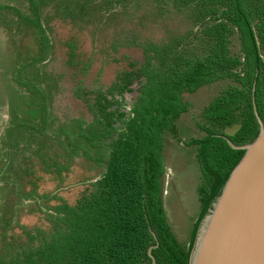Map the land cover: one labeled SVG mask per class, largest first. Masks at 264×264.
Segmentation results:
<instances>
[{
  "label": "trees",
  "instance_id": "16d2710c",
  "mask_svg": "<svg viewBox=\"0 0 264 264\" xmlns=\"http://www.w3.org/2000/svg\"><path fill=\"white\" fill-rule=\"evenodd\" d=\"M24 1L27 13L0 4V14L15 16L17 29L41 35L35 40L44 51L33 59V69L21 64L14 76L17 89L27 94L24 104L31 112L28 119L14 116V141L32 142L23 163L33 156L60 180L76 159L83 158L92 166L90 170L105 168L73 204L53 193L38 194L33 189L25 193V186L18 184L15 205L29 200L44 215L48 229H26L14 221L23 240L17 234L11 243L6 235L11 222L3 221L0 264H150L147 251L152 246H156L151 250L155 264H188L204 216L243 155L222 137L237 146L255 139L258 124L252 96L264 123V0H169L176 11L188 13L189 29L181 35L173 33L161 44L147 42L144 62L133 72L120 73L119 83L105 92L77 85L73 95L83 101L89 121H59L53 116L52 80L48 82L42 69H35L51 49L40 18L50 8L52 16L46 19L62 15L63 20L83 22L104 10L109 22L118 15L111 11L124 7L123 0H104L99 8L95 0ZM134 80L136 96L126 113L124 94L134 91ZM221 81L227 84L201 109L195 122L203 135L182 142L177 121L191 109L184 95ZM233 127V133L225 131ZM166 135L195 147L201 173L199 212L187 244L177 241L163 208Z\"/></svg>",
  "mask_w": 264,
  "mask_h": 264
},
{
  "label": "rangeland",
  "instance_id": "374dc122",
  "mask_svg": "<svg viewBox=\"0 0 264 264\" xmlns=\"http://www.w3.org/2000/svg\"><path fill=\"white\" fill-rule=\"evenodd\" d=\"M21 1L0 0V4L22 7ZM93 2L99 8L104 0ZM123 3L124 7L118 6L111 11L118 15L114 19L110 18L109 24L104 23V21L107 22L109 14L104 13V10L95 14L91 21L89 19L83 22H79L78 19L74 22L71 19L61 21L62 15L59 16V19L53 18L52 21H48L53 52L52 58L43 64L44 68L41 73L47 75L45 77L47 81L52 80V113L59 120L81 117L89 121L90 115L87 113L83 101L73 95L77 85H82L87 91L97 88L107 89L115 82L120 72H133L144 62L143 48L147 42L161 44L173 33L181 35L189 29L188 13L176 11L169 0H123ZM157 4H161L162 7H158ZM75 9L77 8L75 7ZM75 11L78 13V9ZM50 13L52 14V11ZM61 13H65L64 9L61 10ZM11 19L6 13L0 14V23L2 24L0 25V72H4L1 77L5 88L4 96L7 100H13L16 114L19 113L21 119H24L27 113L31 114L24 104L27 94L23 90L19 92L15 84L14 89L11 88L8 86L10 84L7 85L4 80L7 82L10 73H13L12 70L15 71L16 64L14 63L13 67L12 60L14 55L27 50L23 47L33 50L34 45L31 36H23L18 32L12 34V31L8 30L6 26L12 24ZM14 31H16L15 28ZM134 34L137 36L136 40L132 38ZM132 40L133 44H130ZM70 43L74 44L72 49L67 46ZM136 43L139 46H136ZM120 45L127 48H120ZM70 51H72V59L68 62ZM19 56L26 57L24 54H19ZM136 82L134 80L132 83L133 88L136 87ZM226 84V81L217 82L199 89L194 94L184 95V99L191 103V109L182 114L177 121L178 136L182 142L203 135L197 130L195 122L201 109ZM11 94L14 95V98H11ZM134 97L135 94L126 96V111L130 110V101H133ZM7 124V110L3 107V102H0L1 136L5 134ZM234 130L235 127L225 131L233 133ZM29 142L32 143L28 139L15 141V154L18 161L23 155H28ZM12 150L14 152V148ZM195 152V147L184 146L170 135L165 136L163 145L165 172L162 177L163 208L171 231L181 244H187L192 224L199 212L197 189L201 185L202 179ZM5 153V144L2 143L0 149L2 160L5 159ZM91 167L83 158L76 159L71 168L61 174L60 180L54 179V173L50 174L44 170L46 167L43 162L30 158L24 167H20V171L17 170L19 178L17 181L14 179V194L17 192V185L23 184L25 193H29L31 189L38 194L53 193L63 201L73 204L89 187L90 182L96 180L102 173V169L95 170L93 167L90 170ZM3 188L5 189H0V206L1 210L5 212L2 217V220L5 221L10 218L11 213L6 212L5 209L11 205L10 201L13 197L10 194V185ZM14 202H16L15 198ZM15 212L17 213L14 217L15 223L26 229L37 227L48 229L44 215L38 212L37 207L29 200L18 205L14 209ZM17 234L21 236L20 240H23L20 231L14 229L12 224L6 234L7 241L10 240L13 243Z\"/></svg>",
  "mask_w": 264,
  "mask_h": 264
},
{
  "label": "water",
  "instance_id": "95a60500",
  "mask_svg": "<svg viewBox=\"0 0 264 264\" xmlns=\"http://www.w3.org/2000/svg\"><path fill=\"white\" fill-rule=\"evenodd\" d=\"M252 106L258 124L255 139L237 146L222 137L243 155L204 216L188 264H264V123L254 96ZM155 247L147 251L150 264H155Z\"/></svg>",
  "mask_w": 264,
  "mask_h": 264
},
{
  "label": "flooded vegetation",
  "instance_id": "af4514ba",
  "mask_svg": "<svg viewBox=\"0 0 264 264\" xmlns=\"http://www.w3.org/2000/svg\"><path fill=\"white\" fill-rule=\"evenodd\" d=\"M20 3L22 4V7H20L19 5H17V6L7 5V6L15 7V8L16 7L22 8L24 10V13H27V7H28L27 2L22 0ZM49 9L50 8H46V10L41 15L40 23H41L42 29L45 31L44 32L45 33L44 36H46L47 41H49V46L51 47V49L48 51V55L42 61H40V62L35 64V69H39V67L40 68H44L41 63H43L45 60H49L51 58V55H52V52H53V45H52L51 39L49 37V25H48V21H52V18L51 19H48V18L46 19V16L47 17L52 16V14L50 13L51 10H49ZM8 13H10V12H8ZM3 14H5V13H3ZM7 15H9L10 18H12L11 21H13V24L10 23L11 26L9 25L8 30H11L12 34L18 32V33H20L23 36H31L33 38V45H34L33 50H31L29 47H23L24 49H27V50H25L24 52L16 53L14 55V57L12 58L13 67H14V63L16 64L15 71L13 69L12 70L13 73L12 74L10 73V78L7 80V82L5 80H4V82L7 85L10 84L8 86L13 88V86L15 84L14 76L17 75V72H18V70L20 68V65L22 64V65H24V67H29L27 69H33L32 67H30L31 64H34V63H32V62H34L33 59L34 58L35 59L40 58L43 55L44 51H43V49L38 47L39 45L37 44V40H35L36 37L38 39V38L41 37V35L33 34V33H31V31L29 29H24V28L17 29L15 27V24H14V20H16L15 16L13 17L10 14H7ZM57 18L59 19V17H57ZM61 21H63V19ZM104 23L109 24L110 22H108V21L105 22L104 21ZM0 25H2V24L0 23ZM14 28H15L16 31H14ZM117 45H118V43H117ZM67 46L72 49L74 47V44L70 43L69 45L67 44ZM0 47H1V44H0ZM120 48H127V47L121 46ZM14 52H16L15 49H14ZM28 53H30V54L28 55ZM19 54H24L26 57H23V59H20ZM68 55H69V58H68L69 59L68 62H69L70 59H72V51H70L68 53ZM37 65H39V66H37ZM3 73H4L3 71L0 72V102H3V107L6 108V110H7L8 124H7V127L5 129V134L2 135L3 137L0 135V137H1V139H0V149H1L2 143H4L5 144V150H6L5 159L2 160V158L0 157V189L2 188L4 190L5 188H3V187H6V186L10 185V189L9 190L11 191L10 194L12 195L13 198L11 199L12 201H10L11 205L5 210H6V212L9 211L11 213L10 218L8 219L11 222V225H10V228H11L12 224L14 225V209L16 207H18L17 205H15L16 202H14V198H15L14 197V179H15V181H17L19 176L17 178H14V177L17 176V170L20 171V167H24L25 164L23 163V159L26 156L23 155L22 157H20V160L18 161L17 158H16V154H15L16 152L15 151L13 152V150H12L14 148V145H15V141H14V131H15V129H14V116L16 118H20V119H21V116L19 115V113L16 114L13 100H7L6 97L4 96L5 88L3 87L2 78H1L3 76ZM120 73H122V72H120ZM120 73H119V75H117L115 82L110 87H108L107 89L113 87V85H115L116 83H119ZM48 82H50V81H48ZM136 84H135V86H136ZM136 88L137 87L133 88L131 86V89L134 90L131 94H135V96H136V92H135ZM97 89H101V88H97ZM107 89H101V91L105 92ZM17 90L19 92H22L21 91L22 89H20V88L17 89ZM15 94H17V92H15ZM127 95L128 94H124L125 104L123 105V111H125L126 113H129L130 110L129 111L125 110L126 109V105H127V100H126V96ZM11 98H14L13 94H11ZM134 99H135V97L133 98V101H134ZM131 102L132 101H130V103ZM51 106H52V104H51ZM51 110H52V107H51ZM29 116H30L29 113H27V116L25 118L28 119ZM78 118H81V117H78ZM59 121H65V119L64 120H59ZM31 148H33V146ZM14 150H16V149H14ZM32 151H33V149H32ZM14 157H15V161H14ZM30 158L33 159L34 157L32 156ZM34 159H36V158H34ZM19 164H21V165L19 166ZM104 168H105V166L102 165L101 167H97V168H93V169H95V170L102 169L101 171L103 173L104 172ZM102 173L99 175V177L96 180H98L100 178ZM96 180H94V181H92L90 183H93ZM24 192H25V190H24ZM0 204H1V202H0ZM1 208L2 207L0 206V226H2V224H3L2 217H3V214H5V212L3 210H1ZM0 233H1V230H0Z\"/></svg>",
  "mask_w": 264,
  "mask_h": 264
},
{
  "label": "crops",
  "instance_id": "0c3cea01",
  "mask_svg": "<svg viewBox=\"0 0 264 264\" xmlns=\"http://www.w3.org/2000/svg\"><path fill=\"white\" fill-rule=\"evenodd\" d=\"M51 58H52V57H51ZM47 61H49V60H45V61H44L43 63H41V64L43 65V64H45ZM37 66H39V65H37ZM39 69H43V68H40V67H39ZM53 83H54V82H53ZM50 84H52V83H50ZM50 84H49V85H50ZM13 88H14V86H13Z\"/></svg>",
  "mask_w": 264,
  "mask_h": 264
}]
</instances>
